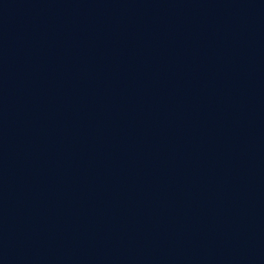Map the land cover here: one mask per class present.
<instances>
[{
	"label": "water",
	"instance_id": "1",
	"mask_svg": "<svg viewBox=\"0 0 264 264\" xmlns=\"http://www.w3.org/2000/svg\"><path fill=\"white\" fill-rule=\"evenodd\" d=\"M0 264H264V0H0Z\"/></svg>",
	"mask_w": 264,
	"mask_h": 264
}]
</instances>
